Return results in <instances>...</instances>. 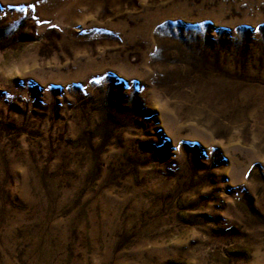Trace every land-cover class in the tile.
Returning <instances> with one entry per match:
<instances>
[{
	"label": "rangeland",
	"instance_id": "1",
	"mask_svg": "<svg viewBox=\"0 0 264 264\" xmlns=\"http://www.w3.org/2000/svg\"><path fill=\"white\" fill-rule=\"evenodd\" d=\"M0 264H264V0H0Z\"/></svg>",
	"mask_w": 264,
	"mask_h": 264
}]
</instances>
